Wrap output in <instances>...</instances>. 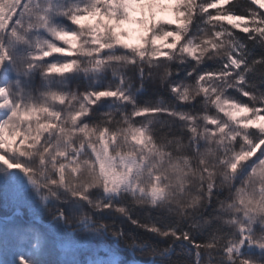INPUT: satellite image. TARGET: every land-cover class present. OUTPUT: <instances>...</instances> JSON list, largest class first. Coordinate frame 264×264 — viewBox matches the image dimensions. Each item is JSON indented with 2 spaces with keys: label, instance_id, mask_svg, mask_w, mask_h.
Masks as SVG:
<instances>
[{
  "label": "snow or ice",
  "instance_id": "obj_1",
  "mask_svg": "<svg viewBox=\"0 0 264 264\" xmlns=\"http://www.w3.org/2000/svg\"><path fill=\"white\" fill-rule=\"evenodd\" d=\"M0 210V264H264V0H0Z\"/></svg>",
  "mask_w": 264,
  "mask_h": 264
},
{
  "label": "trees",
  "instance_id": "obj_2",
  "mask_svg": "<svg viewBox=\"0 0 264 264\" xmlns=\"http://www.w3.org/2000/svg\"><path fill=\"white\" fill-rule=\"evenodd\" d=\"M135 216H138L142 221L147 222L148 217L144 212L141 211H137L134 213ZM117 223V222H116ZM118 225H120L119 223H117ZM124 229L125 234L127 235L128 233H133L134 235H136L138 238L144 239L147 238V234L140 231L139 229L134 228L132 225L130 224H126V225H121ZM119 252L126 254V257L128 259H133L132 254L128 253L127 251L122 250V246L121 249H118ZM136 259H143V260H147L146 256H141L139 253L136 254L135 256ZM175 258V257H174Z\"/></svg>",
  "mask_w": 264,
  "mask_h": 264
},
{
  "label": "rangeland",
  "instance_id": "obj_3",
  "mask_svg": "<svg viewBox=\"0 0 264 264\" xmlns=\"http://www.w3.org/2000/svg\"><path fill=\"white\" fill-rule=\"evenodd\" d=\"M170 15V14H169ZM126 27H132V28H138L139 26H136V25H133V26H126ZM129 42H136V36L135 34H133V36L131 37L130 41ZM2 211V210H0ZM116 222L119 223L120 225H126V224H129L127 221H124V220H121L120 218H116ZM118 255L123 258V259H127V260H131V259H128L126 257V254H123L121 252H119L118 250Z\"/></svg>",
  "mask_w": 264,
  "mask_h": 264
}]
</instances>
